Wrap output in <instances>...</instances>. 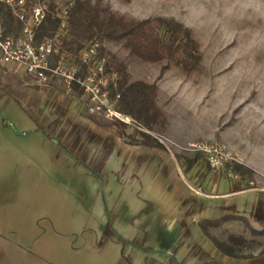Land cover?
I'll return each instance as SVG.
<instances>
[{"label":"rangeland","instance_id":"374dc122","mask_svg":"<svg viewBox=\"0 0 264 264\" xmlns=\"http://www.w3.org/2000/svg\"><path fill=\"white\" fill-rule=\"evenodd\" d=\"M90 1L126 18L182 23L199 44V72L186 74L172 60L143 62L119 42L101 43L124 61L130 80L158 87L168 124L143 130L158 142L147 146L139 144L137 128L91 114L59 80L43 83L14 64H0V171L19 170L15 162L25 159L23 168L61 186L72 219L94 227L109 218L124 248L133 250L134 264H264V236L242 219L210 228L221 239L230 233L246 238L238 257L222 255L198 225L238 215L253 229L264 228V0ZM42 122L55 132L64 128L66 136L82 135L91 159L110 147L101 178L75 165L70 154L47 163L55 140L35 129ZM202 139L229 147L241 166L237 178L210 172L190 149Z\"/></svg>","mask_w":264,"mask_h":264},{"label":"trees","instance_id":"16d2710c","mask_svg":"<svg viewBox=\"0 0 264 264\" xmlns=\"http://www.w3.org/2000/svg\"><path fill=\"white\" fill-rule=\"evenodd\" d=\"M54 8V4H49L44 19L36 29L35 42H40L44 38L52 39L57 34L60 19L55 15ZM0 23L3 26V35H17L22 26L10 9L2 3H0ZM64 31L63 36H57L58 43L50 55L51 64L56 62L60 54L75 56L87 41L96 38L100 43L104 41L121 43L130 55L143 62L159 63L163 60H172L186 74L199 72L201 52L198 42L193 38L188 27L171 18L161 16L143 19L126 18L112 11L108 5L100 1L92 3L90 0H73L67 10ZM99 51L106 56L105 70L116 73L115 79L109 81L108 88L110 96L119 94L117 108L130 115L142 128L148 131L155 127L163 130L168 124V119L156 101L157 85L142 80H130L124 61L118 59L115 53L107 51L102 45L99 47ZM70 93L79 97L82 90L73 84ZM29 113L35 120L36 117L33 118V113ZM116 124L122 128L126 127L124 123L116 122ZM35 129L41 131L47 138L56 140L61 148L73 156L75 164L84 166L89 172L101 178V168L110 152V147H104L97 157L91 159L87 156V151L79 140L82 135L76 138L73 135L66 136L64 128L55 132L54 127L45 122L36 123ZM59 131L61 132L59 133ZM135 133L140 137L139 144L158 145V142L149 133L137 129ZM196 160V157L190 159L185 170L188 171ZM233 169L240 170L241 166L234 162ZM232 219H242L245 226L254 235L264 236V228L253 229L247 219L238 215L203 219L198 225L217 251L225 256L238 257V251L248 242L243 235L230 233L225 240L210 232V228H217ZM111 222L107 218L99 243L113 237L119 238Z\"/></svg>","mask_w":264,"mask_h":264},{"label":"crops","instance_id":"0c3cea01","mask_svg":"<svg viewBox=\"0 0 264 264\" xmlns=\"http://www.w3.org/2000/svg\"><path fill=\"white\" fill-rule=\"evenodd\" d=\"M67 154L55 140L47 163ZM25 162H15L14 172L0 171V264H134L122 235L99 243L104 218L94 227L72 219L61 186L23 168Z\"/></svg>","mask_w":264,"mask_h":264},{"label":"built area","instance_id":"2783aa9c","mask_svg":"<svg viewBox=\"0 0 264 264\" xmlns=\"http://www.w3.org/2000/svg\"><path fill=\"white\" fill-rule=\"evenodd\" d=\"M73 0H0L21 23L17 35H3L0 23V64H14L26 75L37 81L46 82L57 79L67 91L72 85L81 88V97L91 114L133 126L143 131L139 123L130 115L117 108L119 94H109L108 84L116 77L114 71H106L105 54L99 51L101 43L93 38L87 41L75 56L60 54L54 64L50 55L58 43V35H64L67 10ZM54 4V13L60 19L58 32L52 39L44 38L35 42V32L49 9ZM145 132V131H144ZM190 149L198 152L211 173L237 178L232 167L236 158L225 144L202 139L191 143Z\"/></svg>","mask_w":264,"mask_h":264}]
</instances>
